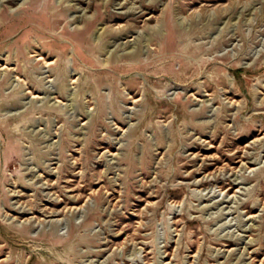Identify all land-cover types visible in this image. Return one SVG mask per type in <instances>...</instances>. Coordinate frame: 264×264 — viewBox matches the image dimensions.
<instances>
[{"label": "rangeland", "instance_id": "374dc122", "mask_svg": "<svg viewBox=\"0 0 264 264\" xmlns=\"http://www.w3.org/2000/svg\"><path fill=\"white\" fill-rule=\"evenodd\" d=\"M0 264H264V0H0Z\"/></svg>", "mask_w": 264, "mask_h": 264}, {"label": "bare ground", "instance_id": "6f19581e", "mask_svg": "<svg viewBox=\"0 0 264 264\" xmlns=\"http://www.w3.org/2000/svg\"><path fill=\"white\" fill-rule=\"evenodd\" d=\"M4 1H5V0H4ZM182 35H183V34H182ZM180 38H181V37H180ZM153 39H154V38H153ZM181 39H182V38H181ZM131 41H132V40H131ZM129 42H130V41H129ZM193 53H194V52H193ZM41 58H42V57H41ZM52 64H53V62L50 61V63H49L48 65L51 66ZM48 65H47V66H48ZM49 80L51 81V79H49ZM50 81H49V82H50ZM17 211H18V210H17ZM22 212H23V214H26L27 211H26V210H24V211L22 210ZM219 254H220V253H219Z\"/></svg>", "mask_w": 264, "mask_h": 264}]
</instances>
